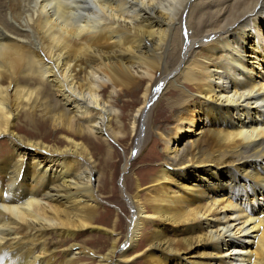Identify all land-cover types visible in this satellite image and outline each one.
I'll return each mask as SVG.
<instances>
[{"label": "bare ground", "instance_id": "obj_1", "mask_svg": "<svg viewBox=\"0 0 264 264\" xmlns=\"http://www.w3.org/2000/svg\"><path fill=\"white\" fill-rule=\"evenodd\" d=\"M121 263L264 264V0H0V264Z\"/></svg>", "mask_w": 264, "mask_h": 264}, {"label": "rangeland", "instance_id": "obj_2", "mask_svg": "<svg viewBox=\"0 0 264 264\" xmlns=\"http://www.w3.org/2000/svg\"><path fill=\"white\" fill-rule=\"evenodd\" d=\"M256 73H257V70H254ZM164 96L167 97V95L165 94ZM164 96L162 97V99L160 100L161 103H159L160 107L158 106V108H161V106L163 104H165L166 102V99L169 97L164 98ZM165 100V102H164ZM130 104L131 103L133 104V106L131 107L130 105L127 107H125L124 105L125 104ZM135 104L136 103V100L134 97H130L129 95H125V96H122L121 98L117 99L116 100V105H117V108L119 109L121 115H124L125 119H126V123L129 121L128 119L130 118V114H133V110L135 109ZM122 108V109H121ZM124 109V110H123ZM159 110V109H156L155 111H151L150 113V116H153L155 115L156 111ZM123 117V116H122ZM147 121H145L144 124H146ZM165 127L161 129V131H167L170 127H171V122H162V123H159V122H155V124H152L151 127L149 128V133H145V130H146V126H142L139 128H141L142 132H141V138H142V142H141V147L137 153V156L133 159L132 158V161H129L131 159H129V154H128V148L130 147L131 145V140H126L124 143H120V144H116L114 143L113 144V148L115 149L116 151V157L114 159V162H116L117 164V172L118 174L115 176V179L113 181V185L112 186H109V187H113V191L112 193H110V195L112 196L114 194V198L113 200L109 199L108 198V195L104 194L103 195V200H104V204L102 205L103 206V209L100 210V215L101 217L104 219V220H101V223L102 225H104V223L106 222L105 220H111L112 219V215L114 213H116L118 215V221H120V226H122L123 228H125V214L123 213H120L117 211L118 209V203L119 202H123V199H121V195H120V187H121V184H120V169L121 167L123 166L124 164V161L125 160H128L129 163H128V170H130V176H135V173L140 169H147V171L149 172V168H153V164H157L155 161H157L155 158H154V155L153 154H158V153H161L163 154V151H162V144L161 142L157 143L155 145V149H153L152 151H150V148L152 147V143L148 142L149 141V137L150 136H153L154 138H157L156 137V128L160 127V126H163ZM151 129V130H150ZM156 131V132H155ZM160 131V130H159ZM146 140V142H145ZM122 144V145H121ZM125 144V145H124ZM185 144V145H184ZM189 143L187 141V138H182V140L180 141V144H179V150L182 151V149L185 148V146H188ZM152 156V157H151ZM30 157V156H29ZM152 158V159H151ZM155 167V166H154ZM195 169V168H193ZM134 173V175H133ZM132 174V175H131ZM21 179V178H20ZM120 210V209H118ZM123 211H126L123 209ZM124 230V229H123ZM93 238L95 239H99V244L98 246H104L107 244V241H108V238L107 236L103 233L102 230L100 231H96V230H91V231H83L81 233V236L77 239L75 238L74 239V242H77L78 243H83V242H87L89 240H92ZM47 242V247L49 248H55V252H54V259L56 260V262H61L62 260H64L63 258V253L62 251L64 250L63 248H67L69 245H70V240H67L65 237H54V236H51L49 239L46 240ZM90 242V241H89ZM88 242L87 244V248H90V247H94V245H90ZM87 260H84L83 263H87L86 262ZM134 261H137V260H134ZM122 264V263H121ZM129 264H133V263H129Z\"/></svg>", "mask_w": 264, "mask_h": 264}]
</instances>
